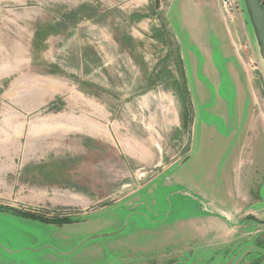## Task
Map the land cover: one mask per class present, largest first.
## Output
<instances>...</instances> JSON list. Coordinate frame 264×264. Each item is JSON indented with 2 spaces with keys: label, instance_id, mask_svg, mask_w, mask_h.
I'll return each instance as SVG.
<instances>
[{
  "label": "rangeland",
  "instance_id": "374dc122",
  "mask_svg": "<svg viewBox=\"0 0 264 264\" xmlns=\"http://www.w3.org/2000/svg\"><path fill=\"white\" fill-rule=\"evenodd\" d=\"M146 3L0 0V264H264L246 15Z\"/></svg>",
  "mask_w": 264,
  "mask_h": 264
},
{
  "label": "water",
  "instance_id": "95a60500",
  "mask_svg": "<svg viewBox=\"0 0 264 264\" xmlns=\"http://www.w3.org/2000/svg\"><path fill=\"white\" fill-rule=\"evenodd\" d=\"M242 9L246 15L247 21L249 23V26L252 31V35L254 37L255 44L258 49L259 56L264 64V10L262 7V4L260 0H240ZM205 210V209H204ZM208 211V210H206ZM222 217L226 218L230 224L233 225H238L239 222L233 220L231 216H229L226 213H219ZM244 220L246 221H254L256 223H264V221L259 220L253 215H247L245 216ZM125 228L118 230L115 233H106V234H101V235H96V236H91L83 240L80 244H78L74 250L66 253H61L55 250L51 246H43L42 248L38 250H33V252H38L39 250H45V249H51L55 251L57 254L61 256H68L71 255L75 252H77L79 249H81L86 243L89 241H92L94 239H100V238H108V237H113L118 234H120ZM234 261V260H233Z\"/></svg>",
  "mask_w": 264,
  "mask_h": 264
},
{
  "label": "built area",
  "instance_id": "2783aa9c",
  "mask_svg": "<svg viewBox=\"0 0 264 264\" xmlns=\"http://www.w3.org/2000/svg\"><path fill=\"white\" fill-rule=\"evenodd\" d=\"M264 10V0H260ZM221 8L229 16L235 13L239 8H242L240 0H220Z\"/></svg>",
  "mask_w": 264,
  "mask_h": 264
},
{
  "label": "crops",
  "instance_id": "0c3cea01",
  "mask_svg": "<svg viewBox=\"0 0 264 264\" xmlns=\"http://www.w3.org/2000/svg\"><path fill=\"white\" fill-rule=\"evenodd\" d=\"M147 1V3H150L151 2V0H144V2H146ZM140 3H141V0H136V8H138V7H140V6H145V5H140ZM146 3V5H148L149 7H150V5L149 4H147ZM155 6V5H154ZM149 7H148V9L147 10H145V13L147 14L148 13V17H149V19L151 20V18H153V16L155 15V11H154V9H153V12H151V10L149 9ZM138 13L140 14V15H142V12H140V11H138ZM152 24V23H151ZM151 28V27H150ZM153 30L155 31V27H154V25H153ZM150 32H151V37H147L145 34V37L146 38H148V39H151V38H153L154 36H153V31L150 29ZM258 224H260V223H258ZM239 225V224H238ZM262 225V224H261ZM234 226H237V225H234ZM197 245H198V242H197ZM201 246H202V243H201ZM261 253L263 254L264 253V250H262L261 251Z\"/></svg>",
  "mask_w": 264,
  "mask_h": 264
},
{
  "label": "flooded vegetation",
  "instance_id": "af4514ba",
  "mask_svg": "<svg viewBox=\"0 0 264 264\" xmlns=\"http://www.w3.org/2000/svg\"><path fill=\"white\" fill-rule=\"evenodd\" d=\"M246 221V220H245ZM261 221H264V220H261ZM262 225H264V223H262Z\"/></svg>",
  "mask_w": 264,
  "mask_h": 264
}]
</instances>
